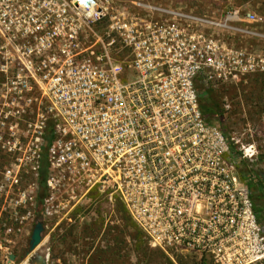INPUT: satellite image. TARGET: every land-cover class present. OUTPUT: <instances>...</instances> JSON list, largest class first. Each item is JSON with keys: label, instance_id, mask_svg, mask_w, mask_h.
I'll list each match as a JSON object with an SVG mask.
<instances>
[{"label": "built area", "instance_id": "built-area-1", "mask_svg": "<svg viewBox=\"0 0 264 264\" xmlns=\"http://www.w3.org/2000/svg\"><path fill=\"white\" fill-rule=\"evenodd\" d=\"M115 1L0 0V235L21 236L37 208L67 220L99 206L108 220L122 205L170 259L264 264L238 175L254 154L235 147L234 159L233 138L199 107L200 87L224 94L264 70L229 42L262 41L263 18Z\"/></svg>", "mask_w": 264, "mask_h": 264}, {"label": "rangeland", "instance_id": "rangeland-1", "mask_svg": "<svg viewBox=\"0 0 264 264\" xmlns=\"http://www.w3.org/2000/svg\"><path fill=\"white\" fill-rule=\"evenodd\" d=\"M148 2L177 6L214 19L238 10L242 16L250 13L264 20V0ZM246 26L255 29L252 25ZM256 31L264 35V24ZM229 42L233 50L244 48L254 57L264 59V39L261 41L254 37L233 36ZM212 90L219 91L217 88ZM218 100L220 104L230 105V110L222 115L225 133L230 139L233 138L231 143L238 149L244 147L251 150L249 155L254 154L251 161L246 160L239 164V172L251 170L264 183V70L246 75L239 84L227 86L224 94L219 93ZM216 121L222 123L220 118ZM29 181L27 179L25 184ZM251 186L253 206L262 210L260 217L264 227V187L254 180ZM83 210L80 205L76 206L67 220L61 219L62 217L54 220L43 218L40 213L46 231L41 244L27 257H24V249L33 223H29L21 236L7 239V242L0 235V264H33L37 258H42L45 264H200L193 254L179 253L170 259L161 251L151 248L128 215L119 207L115 208L114 216L108 220L102 216L99 206L88 208L85 213Z\"/></svg>", "mask_w": 264, "mask_h": 264}, {"label": "trees", "instance_id": "trees-1", "mask_svg": "<svg viewBox=\"0 0 264 264\" xmlns=\"http://www.w3.org/2000/svg\"><path fill=\"white\" fill-rule=\"evenodd\" d=\"M200 91L201 92L199 94V107H200L202 115L205 117V119L208 122H212V121L216 122L217 124L220 125V128L223 131H225L224 120H223L224 117L222 115L221 104L219 103V100H218L219 99V93L221 94L223 91L221 90V91L215 92L212 89L202 88V87H200ZM219 118L222 121V123H220V122L218 123L216 121ZM230 148L234 154V159L239 157L240 153L236 151V148L233 146L232 143H230ZM240 163H243V161H241ZM45 168H46V166L44 165V171H42V175H41L42 184H44V181H45ZM238 169H239V167H238ZM238 175H239L240 180L247 186L249 193H250L251 200H252V186L251 185H252L253 180L255 182H257V184L258 183L263 184V187H264V183H261L259 181V178L255 177L254 172L251 170H245V171H240V172L238 170ZM119 208H121V210L124 213H126L124 208L122 207V205H119ZM254 211H255V214L257 216V220L261 223L260 213L262 212V210H260L256 206H254ZM132 224L139 231L140 235L143 236V233L140 231V229L135 225V223L133 221H132ZM143 238H144V236H143Z\"/></svg>", "mask_w": 264, "mask_h": 264}, {"label": "water", "instance_id": "water-1", "mask_svg": "<svg viewBox=\"0 0 264 264\" xmlns=\"http://www.w3.org/2000/svg\"><path fill=\"white\" fill-rule=\"evenodd\" d=\"M43 232H44L43 222L39 221L35 224L31 232V235L29 237V240L26 244L24 257L29 256L41 244ZM10 258L13 259V257ZM33 264H45V262L42 258H37L35 259V262Z\"/></svg>", "mask_w": 264, "mask_h": 264}, {"label": "flooded vegetation", "instance_id": "flooded-vegetation-1", "mask_svg": "<svg viewBox=\"0 0 264 264\" xmlns=\"http://www.w3.org/2000/svg\"><path fill=\"white\" fill-rule=\"evenodd\" d=\"M136 1L137 0H116L115 3H116L117 8H120V9H123V8L124 9H131V8H134V5H135ZM148 1L149 0H143V2H148ZM39 212H40L39 208H37V211L35 213V219H34V222H33L32 228H31V232H32L35 224L37 222H39V221H42L43 222V226H44V232L42 233V237H43V234L46 231V227H45L44 219L42 217H40V213ZM30 235H31V233H30ZM24 251H25V249H24Z\"/></svg>", "mask_w": 264, "mask_h": 264}, {"label": "bare ground", "instance_id": "bare-ground-1", "mask_svg": "<svg viewBox=\"0 0 264 264\" xmlns=\"http://www.w3.org/2000/svg\"><path fill=\"white\" fill-rule=\"evenodd\" d=\"M247 153H251V150L248 149V150H247Z\"/></svg>", "mask_w": 264, "mask_h": 264}]
</instances>
